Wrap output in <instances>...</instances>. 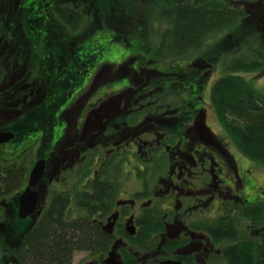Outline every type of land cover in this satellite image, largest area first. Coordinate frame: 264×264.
Here are the masks:
<instances>
[{
	"label": "flooded vegetation",
	"instance_id": "flooded-vegetation-1",
	"mask_svg": "<svg viewBox=\"0 0 264 264\" xmlns=\"http://www.w3.org/2000/svg\"><path fill=\"white\" fill-rule=\"evenodd\" d=\"M31 45L0 41V106L19 113L35 107L41 113L62 102L49 124L43 123L40 113L32 119L0 123V134L12 136L0 143V148H7L0 152V161L22 176L15 194L0 198V204L14 208L17 216L18 197L28 185L30 172L44 161V172L31 188L37 208L24 220L41 216L58 194L65 195L66 187L68 209H76V194L91 195L92 181L100 173V183L112 191L108 210L93 218L106 243L101 250L83 251L84 264H225L223 245L234 246L243 236L264 245V188L256 184L250 170L241 169L228 144L209 128L200 101L189 100L197 99L196 93L172 110L166 103H151L152 91L142 94L140 87L128 98L120 97L119 105L109 104L112 96L104 104L86 100L80 106L77 101L86 95L96 67L105 62L99 59L92 65L91 57L81 54L76 59L47 56L38 57L39 63L29 67ZM199 57L191 65H209ZM18 66L27 67L20 72ZM142 66L134 64L131 69ZM55 72L64 79L54 80ZM74 74L82 80L78 87L71 80ZM65 80H71L72 90L64 94L59 85ZM170 120L175 126H170ZM156 156H164V167L154 166ZM128 180L136 185L124 187ZM151 217L163 230L150 235L155 245L144 251L139 248L140 230ZM223 226L230 227L233 236L216 242L215 232Z\"/></svg>",
	"mask_w": 264,
	"mask_h": 264
},
{
	"label": "trees",
	"instance_id": "trees-1",
	"mask_svg": "<svg viewBox=\"0 0 264 264\" xmlns=\"http://www.w3.org/2000/svg\"><path fill=\"white\" fill-rule=\"evenodd\" d=\"M107 1L22 0L19 9L30 12V15L23 14L26 15L25 26H27L26 20L31 17L33 10H35V15L42 14L43 19L47 22L43 41L37 45L30 41L32 44L30 47L33 46L34 52L28 57L34 56L36 60L35 63L32 61L30 64L35 65L39 63L38 57L47 56L50 58L68 56L76 59L78 54H81L94 58L96 62L102 59L105 50H108L105 47L106 44L115 42L121 37L126 39L129 36V34L118 30L117 24L119 23L114 22L125 11L124 15H128V11L123 8L119 10L116 8L115 11H110V9H107V12L101 11L102 3ZM257 1L264 2V0H200L195 3L167 5L169 2L165 0H144L137 6L143 14L145 13L146 18L152 16L153 10H157V8L164 10L159 18L156 16L152 18V21L157 19V21L166 23L167 29L162 31L161 37V34L159 35L161 39L165 38V41L157 45L159 49L153 47L147 50L145 42L141 45L152 56L153 52L154 54L155 51L158 52L152 57L154 59H158V55L162 56V54L175 57L181 56L186 51L197 50L207 36L222 30H231L228 34H231L230 39L221 42L223 49L231 46V52L238 49L240 52L248 50L249 55L246 59L239 55L230 62L228 67L230 72L220 77L211 87L210 104L217 120L237 150L252 162L264 164V94L238 75L242 70L255 72V70L264 67V24L259 22L253 9L248 11V8L242 9L237 5L248 2V5L254 6L258 3ZM108 6H111L110 2ZM111 21L114 25L109 23ZM90 24L93 25L84 29L87 32L79 37L73 38L65 31L73 29L76 32L82 26L88 27ZM10 26L12 29L14 28L13 24ZM104 28L112 31L117 38L113 37L109 41H104L106 37L101 32ZM151 28L153 27H150L148 23L145 26L141 25L137 33L143 29L149 32ZM257 29H260V32H257ZM246 33H248V37L243 39V34L246 35ZM54 34H57L55 37L57 39L60 37V39L55 40ZM9 35L6 34L7 40L12 39ZM100 37L103 40H99ZM222 47L216 44L212 49H215V54L221 55L224 54L221 50ZM71 50L74 54L68 53ZM129 56L131 54L123 55V58H129ZM136 57L132 58L134 64L143 65V61L138 62ZM209 57L213 59L216 55L210 53ZM211 58H205L209 64L212 61ZM121 59L122 57L119 56L118 63ZM186 66L187 68L181 70H196V68L190 67L191 64ZM156 74L160 75L159 78L162 79L154 82L159 84L157 92L160 91L161 94H166L168 97L176 95L173 88L174 82L169 84L163 80L165 76L174 77L172 76L174 74L161 71ZM192 78L197 85V81L200 80L198 70L194 75H191ZM191 79H186V81ZM147 88L148 85L144 89ZM164 88L166 91L162 90ZM146 91L153 90L149 87ZM41 119L43 120V118ZM140 161H142L141 158ZM155 161L158 162L155 167H164V156H156L153 162L155 163ZM100 175L102 173L92 181L91 195L87 197L84 192L76 194L77 204L74 217H70L68 213L69 189L65 190V195L58 194L41 216L34 215L32 219L28 220L19 219L14 208H10V211L7 212L8 207L0 204V264H72L73 255L76 252L87 251L91 248L101 250L106 243L105 236L94 225L93 218L108 210L112 191L108 185L100 183ZM21 180L22 176L19 171L6 169L3 162L0 161V198L15 194ZM247 217L252 218L253 214H247ZM162 230L163 228L154 217L143 222L140 230L139 248L147 251L154 247L155 242L150 235ZM215 235L216 242L230 241L231 239L226 237L233 236V230L223 226L216 230ZM244 237L246 236H243V240L234 246L223 245L221 260L225 264H264V245L261 247L256 243L257 241H249ZM234 238H238V233H234Z\"/></svg>",
	"mask_w": 264,
	"mask_h": 264
},
{
	"label": "rangeland",
	"instance_id": "rangeland-1",
	"mask_svg": "<svg viewBox=\"0 0 264 264\" xmlns=\"http://www.w3.org/2000/svg\"><path fill=\"white\" fill-rule=\"evenodd\" d=\"M165 1L169 2L167 3V5H174V4H183V3H195V2H199L200 0H165ZM109 2L111 3L110 7L108 6ZM139 2L140 3L144 2V0H110V1L108 0L107 2L102 3L103 7L100 8L102 9L101 11L105 10L107 12V9L108 10L110 9V11H115L116 8H118V10L120 8H123L128 11L127 13L128 15H124V13L126 12L125 11L123 14L121 13L122 15H119L116 18V21L114 19L113 20L116 24L119 23L117 24L118 30L124 32L125 34H129V36L126 39L121 37V39H117V41L115 42L112 41L113 43L110 42L109 44L105 45V47H107L108 50H105L103 57L101 59L102 62L105 63L97 67L95 66L97 68V70L95 71L96 74L95 72L93 73L92 79L89 82L90 84H88L89 88L87 90V93L85 92L86 95L82 94L81 97H79V100L77 101V105L80 106L85 105L86 100L88 102V103L86 102L87 104L93 103L95 101L102 102L104 104L107 101H109L112 96H113L112 101L109 104L119 105L121 103L120 97L123 96L124 99L128 98L132 93L131 91H137L139 87L140 89H143L142 94L149 93L145 91L150 87L153 91L150 93L149 101H151V103L155 102L158 105H164V103H166L168 104L167 106H170L169 108L172 110L173 108H176V106L183 103L182 99L191 97V95H194L196 93L197 99L191 97L189 98V100H193L194 102L196 100H198V102L200 101L206 112L207 115L206 121L209 128L217 136H219L223 142L228 144V148L230 152L233 154V157L236 159V163L239 164L241 169L250 170L251 173L254 175L256 184L264 188V164L252 162L237 150V148L232 143L230 138L226 135L225 131L223 130L222 126L217 120L213 108L211 107L210 104L211 87L220 77L230 72L228 71L230 62H232L237 57H239V55H241V57L242 56L245 57L246 59V57L249 55L248 50L246 49L243 50L244 52H240L238 49L237 51L231 52V46L230 47L228 46V48L225 47L223 49L222 47L223 45H221V42L225 41L228 38L230 39L231 34L230 35L228 34L230 33L231 30H226V31L222 30V31L213 32L209 36H207L203 44L197 50L186 51L184 52V54L182 53L181 56H175V57L163 56L161 52L162 56L158 55L157 57L158 59H154L152 57L155 56V54L157 55L158 52L155 51V54L153 52V56H152V54L150 52H146L145 49L141 47V45L143 42H145L147 46V50L153 47H157L156 49H159L157 45L161 44L162 41H165V38L161 39L160 37L162 36L161 34L162 31L164 29H167L166 23L165 22L163 23L162 21H157V19L156 21L155 20L152 21V18L156 16L157 18H159V16L164 12V10L157 8V10H153L152 16L146 18L145 13L143 14L142 10L137 6ZM21 5H22V0H0V41H9L6 38V34H10L11 35L10 37H12L11 41L13 42V45H15L16 43H22L25 45L27 44V46H29L30 41L34 45L40 44L45 37V29L47 26V22L45 21V19H43L42 14L35 15L34 14L35 10H33L31 12V17L28 18V20H26L27 26H25L24 18L26 17V15L23 14L28 13L30 15V12H26L24 10L19 9L20 8L19 6ZM237 5L239 6V8L241 7L242 9H244V7L248 8V11H252L253 9V11L255 12V14L259 19V22H261V24H264V2L260 1L254 4V6L248 5V2L239 3ZM39 7L41 9V5ZM109 23L111 25H114L112 21ZM147 23L150 27L153 28L149 29V32H147L146 30H144L145 29L144 27V29L140 31V33L138 32L139 33L138 34L137 31H139L138 30L139 26L141 25L145 26L147 25ZM12 24L14 25L13 29L10 26ZM92 25L93 24H90L88 27L82 26L76 32L73 29H69V30L67 29L65 31L69 36L75 38V36L79 37L81 35H84L87 32L84 31V29H88ZM101 32L106 37L104 41H109L111 40V38L116 37L112 31L106 28H104ZM257 32H260V29H257ZM55 35L57 36V34L53 35L55 40H59L60 37L57 39ZM246 36L248 37V33H246V35L243 34L242 38L245 39ZM98 39L103 40L102 37ZM125 40H127V43H125ZM51 41H53V39H51ZM216 44L222 47L221 50H223L224 54L218 55V53L216 54L214 53L215 49L213 50L212 48L213 46H216ZM18 53L19 51L16 54ZM210 53L211 55H216V57L212 59L211 57H209ZM130 54L131 56H129V58H123V55L128 56ZM13 56L16 55L14 54ZM119 56H121L122 59L118 63ZM133 57L138 58L137 60L138 62L143 61L142 62L143 69H140V67H137L136 71L131 69L134 66L133 64L134 61H132ZM197 57L199 58L208 57L211 58L212 60L209 65H206L205 63H201V64L194 63L198 67H196V65L190 66L196 68V70H198L200 74V80L197 81L198 82L197 85H196V81H194L193 78L191 79V75H194L196 73V70L194 69L185 70L182 73H180V75L178 76L175 75L176 73L175 71H179L182 68H187L186 65L191 64V62L193 60H196ZM28 59H27L28 66L31 67L30 62L34 61L35 63L36 60L34 59V56H31ZM90 59H91L90 63L93 65L95 63V59L94 58H90ZM156 60L159 61L157 62ZM115 62L118 64H116ZM26 67L27 66H25V68ZM25 68L18 66L17 71L22 72L25 70ZM154 69H157L164 73H171V75L174 74L172 75L174 77L165 76L163 80L169 84L174 82L173 88L176 95L173 96L171 95V97L169 98L168 95L166 96V94H161L160 91L157 92V88L159 84L154 82H158L162 79L159 78L160 75L156 74L157 72L153 71ZM74 75L75 76L72 77L71 80L74 86L78 87V84H80L82 80H80L81 77L79 75L77 74ZM238 75L242 77L244 80L248 81L257 91L262 92L264 94V67L260 70H255V72L242 70L239 71ZM53 77L54 80L64 79L63 76L61 77L58 76L56 72L53 73ZM127 78L130 79L128 84L126 82ZM9 79L10 78H8L7 81H3V83L6 84L9 81ZM186 79L187 80L191 79V80L186 81ZM71 80H65L62 83V85H59V90L63 91L64 94L66 91L72 90V87L70 88L69 85V81ZM126 85H128V87H125ZM147 85L148 88L144 89ZM162 90L166 91L165 88ZM185 93L188 95H186ZM165 99H167V102H164ZM61 102L62 99L57 101L51 107L49 108L46 107L42 111L43 113L41 112L42 114L40 115L42 116H40V118H43L44 124H49L50 121L54 120L55 111L57 110ZM124 103L126 104V101H124ZM140 103L146 104L145 101L143 100H141ZM50 104L52 103L49 102L48 105ZM38 113L40 112L37 111L35 107L29 108L26 112L19 113V112L11 111L10 107L8 106L7 107L0 106V123L2 122L10 123L11 121H17V120L24 121L27 119H32L34 114L37 115ZM169 122L171 124L170 126L172 127L175 126L171 120ZM6 149H7L6 147L0 148V152L5 151ZM157 164L158 162L155 161L154 166H157ZM128 181L129 182H127L124 187L130 188L136 185V183L131 182V180ZM139 184H141V182H139ZM135 187L134 189H138V187L136 188ZM66 189L68 188L66 187ZM121 195H122L121 197H124V194ZM261 200L264 202L263 192H262ZM10 208L11 206L8 207V210H10ZM68 213L70 217H74L75 208L71 207ZM86 256L87 254L83 251L74 253L72 264H84V260L86 259Z\"/></svg>",
	"mask_w": 264,
	"mask_h": 264
},
{
	"label": "water",
	"instance_id": "water-1",
	"mask_svg": "<svg viewBox=\"0 0 264 264\" xmlns=\"http://www.w3.org/2000/svg\"><path fill=\"white\" fill-rule=\"evenodd\" d=\"M11 138L12 136L10 134H0V143H6ZM44 168H45L44 161H38L34 165L29 175L28 185L18 197L19 207H18L17 216L21 220H24L25 218L33 214L37 208V197L35 192L31 188L34 187L40 180L44 172ZM158 264H182V263L174 262V261H163Z\"/></svg>",
	"mask_w": 264,
	"mask_h": 264
}]
</instances>
